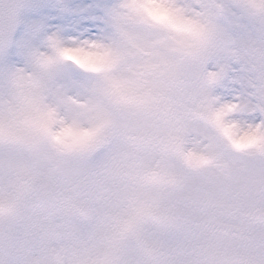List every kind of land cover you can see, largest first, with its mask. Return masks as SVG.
<instances>
[{
    "label": "clouds",
    "instance_id": "9594fccd",
    "mask_svg": "<svg viewBox=\"0 0 264 264\" xmlns=\"http://www.w3.org/2000/svg\"><path fill=\"white\" fill-rule=\"evenodd\" d=\"M46 8L0 0V264H264V0Z\"/></svg>",
    "mask_w": 264,
    "mask_h": 264
},
{
    "label": "rangeland",
    "instance_id": "374dc122",
    "mask_svg": "<svg viewBox=\"0 0 264 264\" xmlns=\"http://www.w3.org/2000/svg\"><path fill=\"white\" fill-rule=\"evenodd\" d=\"M44 1L47 2V0H44ZM24 4L26 5V11H25L24 16H23L22 18L19 17V23H18L19 26H18V28H17V31H15L14 37H19V36H21V34H22L23 31H24V27H25V25H26L27 23H29V22L32 21V20H30V18H29V14H30L31 12H35V14L32 13V14L30 15V17H31V18L34 17V19H38V18L41 16V14H40V12H36V11H38V10H42L43 13H45V12L47 11L46 6L42 8L41 5H39V9H38V8H35V9H34L33 6H36V4H37L36 2H32V5H33V6H32L31 4L28 3V0H25V3H24ZM46 4H47V3H46ZM30 5H31V6H30ZM27 6H29V7H27ZM31 7H32L33 10H31ZM83 21H89V19H88L87 17H85L81 22H83ZM89 22H90V21H89ZM0 55H2V53H0ZM14 59H15L14 53H13V52H9V54H8V56H7L6 58L0 59V67H3L5 63H10V62H12ZM244 70H245L244 68H240V69H239L240 72H243ZM234 71H235V70H234ZM225 211H226V212H229V211H231V209H230V208H225Z\"/></svg>",
    "mask_w": 264,
    "mask_h": 264
},
{
    "label": "snow or ice",
    "instance_id": "6c2138e0",
    "mask_svg": "<svg viewBox=\"0 0 264 264\" xmlns=\"http://www.w3.org/2000/svg\"><path fill=\"white\" fill-rule=\"evenodd\" d=\"M58 22L59 21H56V20L50 21V23H58ZM78 27H88V28H91L92 25H91V22H89V21H83V22H81L80 25H78ZM92 30H94V29H92Z\"/></svg>",
    "mask_w": 264,
    "mask_h": 264
}]
</instances>
